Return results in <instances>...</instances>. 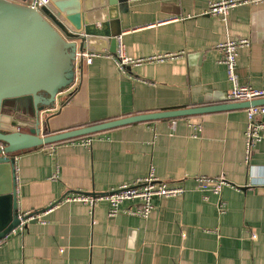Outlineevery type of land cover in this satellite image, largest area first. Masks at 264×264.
<instances>
[{
    "label": "crops",
    "instance_id": "obj_1",
    "mask_svg": "<svg viewBox=\"0 0 264 264\" xmlns=\"http://www.w3.org/2000/svg\"><path fill=\"white\" fill-rule=\"evenodd\" d=\"M213 1L126 0L119 35L126 54L142 61L121 71L109 49L92 63L77 57L75 82L51 111L52 131L235 102L217 47L227 38L250 39L236 72L264 89V3L237 6L224 22L206 13ZM106 5L94 0L91 12L102 17ZM164 54L177 56L150 60ZM247 121V108H234L114 127L87 146L78 137L18 152L19 212L45 210L70 192L106 193L152 170L186 192L155 198L147 218L126 212L132 201L114 217L105 200L64 203L3 238L0 264H128L129 251L132 264H264V139L247 154ZM202 176L229 184L215 194Z\"/></svg>",
    "mask_w": 264,
    "mask_h": 264
},
{
    "label": "water",
    "instance_id": "obj_2",
    "mask_svg": "<svg viewBox=\"0 0 264 264\" xmlns=\"http://www.w3.org/2000/svg\"><path fill=\"white\" fill-rule=\"evenodd\" d=\"M20 1L0 0V241L19 224L18 152L127 124L264 105L263 97L159 110L53 132L51 111L75 82L78 52H116L126 0H103L109 13L102 17L91 12L94 0H51L39 8ZM132 261L129 251L128 264Z\"/></svg>",
    "mask_w": 264,
    "mask_h": 264
},
{
    "label": "built area",
    "instance_id": "obj_3",
    "mask_svg": "<svg viewBox=\"0 0 264 264\" xmlns=\"http://www.w3.org/2000/svg\"><path fill=\"white\" fill-rule=\"evenodd\" d=\"M20 1V0H17ZM24 2V1H20ZM51 0H29L26 1L31 6L36 8L42 5H48ZM264 0H214L208 10L207 14L221 18L227 22L231 10L237 6L245 4H260ZM118 47L115 53L108 56H113L118 68L125 71L129 64H137L142 60H135L129 57L124 49L121 36H117ZM250 45L249 38H227L224 42L218 44V49L221 51L222 57L220 62L226 66L228 78L231 82V89L228 92L229 101H253L257 98L264 97V89L255 88L248 84H242L236 72L237 59L242 48ZM102 55L99 52L83 51L78 52V57L84 58L87 63H92L95 57ZM177 56V54H164L153 56L151 61H165ZM258 116H264V105H251L247 108V129H246V144L247 154L249 155L251 149L261 140L264 139V121L258 119ZM92 136L79 137L76 142L82 145H90L92 143ZM3 148V145H1ZM198 182L205 188L209 187L215 194H220L223 186L229 184L224 178L198 177ZM186 192V188L181 183H170L159 179L152 170L149 175L139 178L132 184L121 185L109 192L95 194L86 192H70L65 194L60 200L51 204L42 211H21L18 213L19 224L12 232L23 231L27 224L34 220H44V215L59 208L64 203L82 202L90 207H94L97 202L105 200L109 204V216L114 217L120 214V207L125 202H136L137 207H130L126 212L135 216L147 218L155 209V198H172L182 196ZM219 209L224 212L223 203L219 204Z\"/></svg>",
    "mask_w": 264,
    "mask_h": 264
},
{
    "label": "trees",
    "instance_id": "obj_4",
    "mask_svg": "<svg viewBox=\"0 0 264 264\" xmlns=\"http://www.w3.org/2000/svg\"><path fill=\"white\" fill-rule=\"evenodd\" d=\"M90 135H93V134H89V135H85V136H90ZM72 140V139H71Z\"/></svg>",
    "mask_w": 264,
    "mask_h": 264
}]
</instances>
